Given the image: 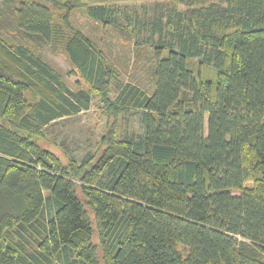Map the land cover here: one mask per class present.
<instances>
[{"label":"trees","instance_id":"16d2710c","mask_svg":"<svg viewBox=\"0 0 264 264\" xmlns=\"http://www.w3.org/2000/svg\"><path fill=\"white\" fill-rule=\"evenodd\" d=\"M2 3L87 88L0 32V264H264V0ZM75 10L150 47V91ZM94 95L106 131L63 159L48 127Z\"/></svg>","mask_w":264,"mask_h":264},{"label":"rangeland","instance_id":"374dc122","mask_svg":"<svg viewBox=\"0 0 264 264\" xmlns=\"http://www.w3.org/2000/svg\"><path fill=\"white\" fill-rule=\"evenodd\" d=\"M115 1L118 3L133 1V3L139 4L149 0ZM0 7L4 10H2L3 14L0 21L1 33L11 35L23 46L37 45L40 58L53 65L61 73L70 89L87 88V84L74 72V68L62 51L55 50L48 42H44L36 36L24 33L18 27L9 7H5L2 0H0ZM71 22L83 33L96 39L100 46L109 53L114 64L123 70L121 76L123 81L138 84L148 91L152 89V51L150 47L146 45L139 47L132 42L124 41L114 33L112 28L101 25L81 10H75L71 14ZM106 123L107 116L103 112V106L94 95L88 110L59 120V122L49 126L47 140L43 144L63 159L66 152L74 153L80 159L86 151L95 149L100 136L106 131ZM126 130L136 132L143 130L140 115H132L128 123L125 122V119H121V131Z\"/></svg>","mask_w":264,"mask_h":264}]
</instances>
